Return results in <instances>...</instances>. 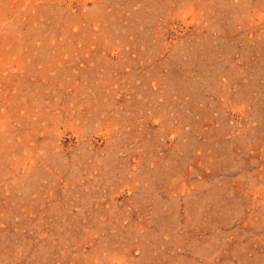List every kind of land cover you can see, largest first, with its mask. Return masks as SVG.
Segmentation results:
<instances>
[{
    "label": "rangeland",
    "instance_id": "1",
    "mask_svg": "<svg viewBox=\"0 0 264 264\" xmlns=\"http://www.w3.org/2000/svg\"><path fill=\"white\" fill-rule=\"evenodd\" d=\"M0 264H264V0H0Z\"/></svg>",
    "mask_w": 264,
    "mask_h": 264
}]
</instances>
